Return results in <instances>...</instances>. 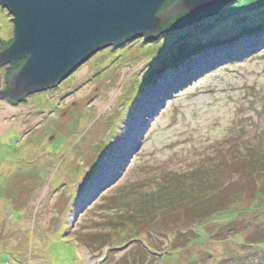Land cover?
I'll return each mask as SVG.
<instances>
[{
	"label": "rangeland",
	"instance_id": "obj_1",
	"mask_svg": "<svg viewBox=\"0 0 264 264\" xmlns=\"http://www.w3.org/2000/svg\"><path fill=\"white\" fill-rule=\"evenodd\" d=\"M13 38L0 6V41ZM7 102L0 98V113L11 109L0 131V264H235L261 255L264 0H236L153 43L104 49L52 90ZM175 176L225 209L174 217ZM222 186L231 188L219 197ZM138 207L153 220L134 225ZM232 222L241 233L215 238Z\"/></svg>",
	"mask_w": 264,
	"mask_h": 264
},
{
	"label": "water",
	"instance_id": "obj_2",
	"mask_svg": "<svg viewBox=\"0 0 264 264\" xmlns=\"http://www.w3.org/2000/svg\"><path fill=\"white\" fill-rule=\"evenodd\" d=\"M235 1L0 0L14 24L12 43L0 47V67L7 66L0 96L16 105L55 87L104 49L136 39L153 43L171 21L186 17V26Z\"/></svg>",
	"mask_w": 264,
	"mask_h": 264
},
{
	"label": "trees",
	"instance_id": "obj_3",
	"mask_svg": "<svg viewBox=\"0 0 264 264\" xmlns=\"http://www.w3.org/2000/svg\"><path fill=\"white\" fill-rule=\"evenodd\" d=\"M167 4H169V3H167ZM186 20H187L186 17H182L178 21H180V22L182 21V23H183ZM198 21L199 20L194 21V22H192V24L196 23ZM174 24H175V21L173 20V21L170 22V24L167 27H171L172 28V26ZM181 24L178 25V26H181ZM189 25H190L189 23L186 24V26H189ZM11 43H12V41L11 42H7L6 44H3V42L0 41V47L2 45H4V47H8ZM18 66L20 67L21 64H18L17 67ZM262 165H263V168H264V159L262 160ZM263 172L264 171L260 172V175H263L264 174ZM172 180H176V181H172L174 186H171L172 188H175V192L172 193L171 191H169L170 194L173 195L172 197L170 196V202H171L170 209L172 208V210L175 211L174 217H179V216H181V213L183 214V212L185 213V211H186L188 213L189 212L194 213L196 216L199 215L201 220H205V219H207V218H209V217H211V216H213V215L217 214L218 212H221V211H223L225 209V204H220V205H218L216 207V203H215L214 206H213V204L210 203V201L216 202L218 200L217 198H213V196L208 197V196H206L204 194L200 195L202 193H199V190L196 188L197 187L196 184L193 185V183H189L188 184L185 181H179L181 179L179 177H176V176H175V179H172ZM184 183L189 185V186H187V190L184 188ZM209 184H202V186H205L203 189H207ZM216 188H219V187H216ZM230 188H224V186H222L221 191L218 192L215 195H219V197H220L226 191H228ZM184 196H185L186 201H187L186 203L184 202ZM200 197H202V198H200ZM175 198H178V199H175ZM195 200H196V203H194ZM185 205H190V207L187 208L186 210H184V206ZM138 206L143 207L144 204H141V205H138ZM218 208H221V209L218 210ZM141 210L142 209H140V207H138L135 210V211H138L137 215H135V216L136 217L138 216V218L140 220L141 219H145V220L149 219V217L147 215H145V214H143V216H142ZM119 214H120L121 217H123V216L127 217V215H130V216L132 215L128 211L126 212V210L124 212H122V213H119ZM150 216H153V215L150 214ZM181 217H183V216H181ZM139 219L136 222H134V223L132 221L128 220V224L133 223L134 225H137V224H141V222H144L143 220L139 221ZM149 220H153V219H149ZM124 224H127V223H124ZM238 226H239V224H237V222H232V223L227 224L226 226H224L222 229H220L216 233L215 238L219 239V241H220V240H226L227 239V235L228 234L225 235L226 233H229V235H238L239 233L242 232L238 228ZM236 228H238V229H236ZM99 236L100 235H98V238H99ZM256 237H257V235L253 236V238H256ZM102 239H103V237L100 240H102ZM252 244H254V243H252ZM258 248H260V250H261L260 251L261 255H259L258 253H252L251 255H246L245 257H240V258H238L236 260L235 264L236 263L237 264H245V262H248L246 264H249V263L253 264V262H255L257 260L264 261V245H260V247H258Z\"/></svg>",
	"mask_w": 264,
	"mask_h": 264
},
{
	"label": "bare ground",
	"instance_id": "obj_4",
	"mask_svg": "<svg viewBox=\"0 0 264 264\" xmlns=\"http://www.w3.org/2000/svg\"><path fill=\"white\" fill-rule=\"evenodd\" d=\"M207 18V17H206ZM194 24V23H193ZM191 25V24H190ZM189 25V26H190ZM182 27H187V26H184V25H181V26H179L178 28H182ZM170 29H173V28H169V29H166L165 30V32L166 31H168V30H170ZM4 44H6V43H4ZM4 67H7V66H4ZM68 78V77H67ZM66 78V79H67ZM66 79H64V80H66ZM63 80V81H64ZM63 81H61L60 83H62ZM59 83V84H60ZM59 84H57L55 87H57ZM7 87V85H5V88ZM55 87H53V88H55ZM53 88H51V89H49V90H52ZM5 98V96H0V98ZM6 99V98H5ZM8 100V99H7ZM6 106H8V107H11L10 106V103L8 104V102H7V104H6ZM8 110H7V112H3V113H0V131H3V130H5L6 129V127L9 125L8 124V122L5 120L6 119V117H7V115L9 114V113H11L10 111H11V109H9V108H7ZM141 126H142V124H140ZM140 125L137 127L136 125L134 126L135 128H136V130H135V134L133 135V139L135 138L136 140H137V137L136 136H138V137H141V135H143L142 134V129L140 128Z\"/></svg>",
	"mask_w": 264,
	"mask_h": 264
},
{
	"label": "flooded vegetation",
	"instance_id": "obj_5",
	"mask_svg": "<svg viewBox=\"0 0 264 264\" xmlns=\"http://www.w3.org/2000/svg\"><path fill=\"white\" fill-rule=\"evenodd\" d=\"M178 20H179V19H178ZM178 20L175 21L174 26H178V25H180V24L182 23V21L180 22V21H178Z\"/></svg>",
	"mask_w": 264,
	"mask_h": 264
}]
</instances>
